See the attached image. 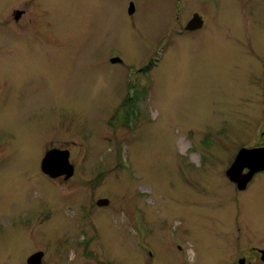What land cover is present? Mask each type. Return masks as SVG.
I'll return each instance as SVG.
<instances>
[{
	"label": "rangeland",
	"instance_id": "374dc122",
	"mask_svg": "<svg viewBox=\"0 0 264 264\" xmlns=\"http://www.w3.org/2000/svg\"><path fill=\"white\" fill-rule=\"evenodd\" d=\"M56 147L64 181L40 171ZM244 147H264V0H0V264H168L170 239L231 262L264 243V173L226 177Z\"/></svg>",
	"mask_w": 264,
	"mask_h": 264
},
{
	"label": "water",
	"instance_id": "95a60500",
	"mask_svg": "<svg viewBox=\"0 0 264 264\" xmlns=\"http://www.w3.org/2000/svg\"><path fill=\"white\" fill-rule=\"evenodd\" d=\"M134 10L133 4L130 3L128 7V13L132 14ZM20 16V12H17L15 19L17 20ZM203 19L198 14H193L192 18L186 24L184 30L187 32H194L202 29ZM118 59H112L113 63H117ZM56 164V166L61 167L59 171L51 169V165ZM68 156L66 152H61L58 150L49 151L42 160V170L54 178L60 174H66V177L71 175V168L67 167ZM247 169L248 172L243 174V170ZM264 171V147L261 148H241L237 153L233 163L226 171V177L233 183L236 184L237 189L242 191L246 188L248 183L252 180L253 176ZM108 201L105 200V203ZM32 259L29 258L27 264H31Z\"/></svg>",
	"mask_w": 264,
	"mask_h": 264
},
{
	"label": "flooded vegetation",
	"instance_id": "af4514ba",
	"mask_svg": "<svg viewBox=\"0 0 264 264\" xmlns=\"http://www.w3.org/2000/svg\"><path fill=\"white\" fill-rule=\"evenodd\" d=\"M22 14H20L21 16H19V18L16 20L15 22H17L21 17H23V11H21ZM17 12H14V16H16ZM15 18V17H14ZM57 149V147L55 148ZM48 150H52V149H47L43 155V158L45 156V154L48 152ZM67 156L69 157V152L67 153ZM40 162V171L42 173V176L47 177L49 179H62L63 181L67 179L66 174H60L57 177H50L49 175H47L43 170H42V160ZM67 167L71 168V162H68ZM73 167V166H72ZM51 169L55 170V171H59L61 169V167L56 166V164L51 165ZM71 171V175L74 174ZM247 171V169H244L242 173H245ZM264 173V171L256 173V175ZM253 176V178L255 177ZM253 181V179L248 183V185H250V183ZM248 185L246 186V188L244 190H246L248 188ZM237 188V186H235ZM240 191V190H239ZM243 191V190H242ZM91 206L94 208V204H91ZM173 240L172 244H168V251L171 252L174 256H176L175 258L172 259V261H170L168 264H185L183 260H179L178 257L180 255V251H181V245L179 242L176 241V239H170ZM31 258L32 263L31 264H57L55 261H52L51 258L48 257V254L46 252V250H42V249H38L35 250L32 254H30L26 259H25V264H27L28 259ZM226 264H264V243H261L260 245H256V244H252L249 243L248 245H244L243 247L239 248L238 250V256L237 258H234L231 262H227ZM53 262V263H52ZM141 264H152L150 262L149 259L146 260H142ZM160 264H164V261H160Z\"/></svg>",
	"mask_w": 264,
	"mask_h": 264
},
{
	"label": "bare ground",
	"instance_id": "6f19581e",
	"mask_svg": "<svg viewBox=\"0 0 264 264\" xmlns=\"http://www.w3.org/2000/svg\"><path fill=\"white\" fill-rule=\"evenodd\" d=\"M244 148H246V147H244ZM253 148H261V147H253ZM247 149H251V148H247ZM239 152V151H238ZM236 157V156H235ZM235 159V158H234ZM234 161V160H233ZM233 163V162H232ZM231 163V164H232ZM248 172V170L245 172V173H243V174H246ZM259 173V172H258ZM255 176V175H254ZM252 179H254V178H252ZM231 182V181H230ZM236 185V184H235Z\"/></svg>",
	"mask_w": 264,
	"mask_h": 264
}]
</instances>
